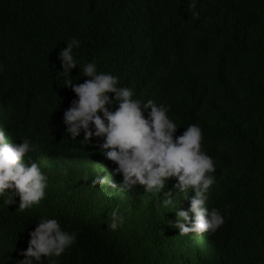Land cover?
<instances>
[{
	"label": "trees",
	"instance_id": "16d2710c",
	"mask_svg": "<svg viewBox=\"0 0 264 264\" xmlns=\"http://www.w3.org/2000/svg\"><path fill=\"white\" fill-rule=\"evenodd\" d=\"M190 2L0 0V128L11 141L30 138L26 161L49 177L33 209L19 211L18 190H10L13 205L0 199V264L25 258L42 215L77 233L59 264H264V0H196L198 16ZM72 37L81 42L70 73L78 84L90 79L79 66L95 60L133 98L168 106L176 136L201 126L216 162L208 205L224 216L215 233L181 235L174 226L176 209L187 211L194 195L177 193L178 178L161 193L92 184L98 174L117 184L122 174L102 155V138L82 144L83 132L66 135L76 94L65 87L59 53ZM169 191L176 205L166 208ZM116 209L124 222L112 230Z\"/></svg>",
	"mask_w": 264,
	"mask_h": 264
},
{
	"label": "clouds",
	"instance_id": "9594fccd",
	"mask_svg": "<svg viewBox=\"0 0 264 264\" xmlns=\"http://www.w3.org/2000/svg\"><path fill=\"white\" fill-rule=\"evenodd\" d=\"M189 6L193 16H198L196 0H191ZM80 43L78 38L72 37L59 53L61 72L66 77L65 87L76 94L63 116L66 135L76 140L83 132L82 144L90 143L93 137L102 138L99 144L102 155L118 165L114 168L115 174H122L117 184H112L109 176L99 174L92 184L110 182L111 187L121 192L130 191L139 184L144 186L146 193H161L170 178H178L177 193L186 194L187 198L189 193L194 195L187 211L176 209L174 226L180 229L181 235L215 233L223 225L224 216L220 209L208 205L210 190L217 184L216 162L205 150L201 126L189 124L176 136L180 127L169 117L168 106L157 104L153 99L144 102L133 98V90L118 86V76L98 71L95 60L79 66L81 75L90 79L78 84L70 73L78 66L74 48H79ZM3 70L4 65L0 64V71ZM109 93L114 97L110 98ZM114 103L115 109L110 110ZM34 148L30 138L11 141L7 131L0 128V199L11 206L15 196L10 190H18L22 197L21 212L40 205L49 187V177L41 163L26 161V155ZM177 193L174 197L171 191L164 192L162 206L175 207ZM38 221L39 226L30 233L29 247L21 252L25 258L17 264H43L45 258L49 264H59L57 258L77 241L76 231L62 227L58 218L42 215ZM123 222L119 209L114 210L110 228L117 230Z\"/></svg>",
	"mask_w": 264,
	"mask_h": 264
}]
</instances>
